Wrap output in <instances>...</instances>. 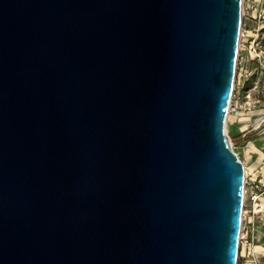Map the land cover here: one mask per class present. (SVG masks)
<instances>
[{"label":"water","instance_id":"1","mask_svg":"<svg viewBox=\"0 0 264 264\" xmlns=\"http://www.w3.org/2000/svg\"><path fill=\"white\" fill-rule=\"evenodd\" d=\"M242 5L0 0V264L238 263Z\"/></svg>","mask_w":264,"mask_h":264},{"label":"rangeland","instance_id":"2","mask_svg":"<svg viewBox=\"0 0 264 264\" xmlns=\"http://www.w3.org/2000/svg\"><path fill=\"white\" fill-rule=\"evenodd\" d=\"M236 98H239L241 113L247 114L249 121L257 117L264 129V0H243L230 103L233 104ZM226 132L233 150L238 156L241 155L242 149L234 144L227 121ZM263 195L259 196L256 204L249 200L246 192L244 196L241 233L252 246L260 245L259 237L264 238Z\"/></svg>","mask_w":264,"mask_h":264},{"label":"crops","instance_id":"3","mask_svg":"<svg viewBox=\"0 0 264 264\" xmlns=\"http://www.w3.org/2000/svg\"><path fill=\"white\" fill-rule=\"evenodd\" d=\"M231 106L234 108L228 111L226 121L234 136V144L242 149L238 157L250 179L257 178L264 182V129L262 124L259 125L257 117L254 121H249L248 115L241 113L239 98H236ZM259 238L261 239L260 245L252 246L249 242L241 243L239 264H250L249 252L252 247L255 251L254 257L259 264H264V238Z\"/></svg>","mask_w":264,"mask_h":264},{"label":"built area","instance_id":"4","mask_svg":"<svg viewBox=\"0 0 264 264\" xmlns=\"http://www.w3.org/2000/svg\"><path fill=\"white\" fill-rule=\"evenodd\" d=\"M233 108L234 107L231 106V103H229L228 111L230 109H233ZM239 108H240V106H239ZM245 192L248 194L249 200L256 204L259 196L264 194V182L261 179H257V178L252 180L249 178V176L245 175L244 196H245ZM242 242L247 243V240H245L244 234L241 233L240 243H242ZM249 253H250V255H249L250 264H259V261L254 257L255 251H254L253 247L250 248ZM239 260H240V258L238 259V261Z\"/></svg>","mask_w":264,"mask_h":264},{"label":"bare ground","instance_id":"5","mask_svg":"<svg viewBox=\"0 0 264 264\" xmlns=\"http://www.w3.org/2000/svg\"><path fill=\"white\" fill-rule=\"evenodd\" d=\"M245 175H246V171H245Z\"/></svg>","mask_w":264,"mask_h":264}]
</instances>
